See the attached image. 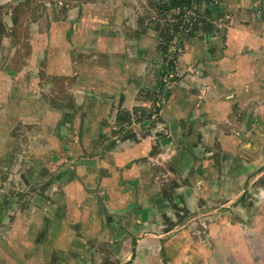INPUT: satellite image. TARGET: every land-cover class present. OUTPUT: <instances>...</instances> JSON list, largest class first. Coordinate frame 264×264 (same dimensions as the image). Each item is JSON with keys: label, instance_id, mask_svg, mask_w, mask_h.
<instances>
[{"label": "rangeland", "instance_id": "374dc122", "mask_svg": "<svg viewBox=\"0 0 264 264\" xmlns=\"http://www.w3.org/2000/svg\"><path fill=\"white\" fill-rule=\"evenodd\" d=\"M166 2L0 1V264H146L97 240L124 232L109 186L175 208L143 259L177 238L200 264H264V0H199L184 20ZM171 259L154 263L195 260Z\"/></svg>", "mask_w": 264, "mask_h": 264}, {"label": "crops", "instance_id": "0c3cea01", "mask_svg": "<svg viewBox=\"0 0 264 264\" xmlns=\"http://www.w3.org/2000/svg\"><path fill=\"white\" fill-rule=\"evenodd\" d=\"M0 1L2 2V0H0ZM246 69L248 70V68H246ZM5 84L6 83L4 82L2 77H0V114L3 113V108L6 107L5 103L7 102V100L4 96V93L2 91V88L4 87ZM247 97H248V95H246V98ZM242 100H244V99H241L240 102ZM206 116L209 118L212 115L206 113ZM214 120H216V119L214 118ZM3 126L4 125L2 124L1 134L4 132ZM5 132H6V130H5ZM0 147H2L1 142H0ZM135 150L140 151V149H135ZM166 156H167V154L165 156H163V159ZM123 163H125V162H123ZM137 171L139 172L140 170L137 169ZM126 172H125V174H126ZM207 176H209V175L206 174V177ZM96 180L99 181V177H97ZM135 180H136V182H138V177ZM101 181H103L104 183H107L106 179L101 178ZM108 182H111L110 179L108 180ZM198 182H200V185L202 186V188L198 184L195 189L193 188L194 191H192V193H191L192 196L193 197H198V196L200 197V195L203 193V194H205V196L209 197V193L212 192L210 189V184H211L210 180H206V178H205V179L200 180V181L198 180L197 183ZM202 182H204V183H202ZM108 185H110V183ZM69 187H73V186L69 185ZM109 189H110V196L112 199V203L116 204V202H117V204L125 205V206L119 208L117 211H115L120 216L124 215L123 216L124 218H122V220H121V228L124 230V232L123 231L121 232L119 230V232L115 233V235H112L114 237L112 239L105 237V234H103V232H101L102 236L97 238V240L102 241V242L110 241V243H108V246H110L112 248V250H114V251H112L111 255L115 260L120 259L121 255H122V256H125L124 258L127 260H131L132 258H134L136 261H143L146 264L147 263L155 264L154 262L156 261V259L158 257L159 258L167 257L169 259H171V258L173 259V257H175V255H179L181 257L187 256V257H190L192 259H195L192 264H200L201 259L199 260V256H200L199 251H193L194 254L188 255V254L184 253V250L182 248H180L181 246H186L189 244H195L194 241H190V242L187 240L179 241L177 238L176 239L171 238L169 240L163 241V252L165 254L161 253L158 255V253H155L157 251L154 250V248H152V245H149V244L145 245L146 247L147 246L149 247L148 248L149 252H147V251L144 252V253H146V252L147 253L144 255L145 258L143 259L142 253H140V252H141V249L143 250L144 246L142 244H144V243H142L143 240H141V238L150 235L149 232L155 231V229H152V228L154 226L155 227L158 226V224H156V223L158 221H160L159 220L160 217H158V215L160 213H166L167 214L166 217H169L172 215L171 211L174 210L175 208H173L172 210L168 209L167 207H165L166 205L164 202L162 203L163 207L162 206L161 207H155L150 203V198H151L150 195L145 196V195H143V193L141 191H139V195L141 196V200L137 201L136 198L133 196V199L130 202L129 201V198L131 197L130 193H125L124 191H119V189H117V190H115V192L118 194L113 195L112 194L113 187L109 186ZM67 191H70V190H67ZM67 195H69V194L65 193L64 197H66ZM155 198L156 197L153 196L154 202L161 204V202H156L157 200ZM147 199H149V202ZM62 203H63V201H62ZM177 204H178V201L175 198V205H177ZM97 224H99L100 230L98 229L96 231V233H98V232L100 233V231L103 229V227L101 226L100 223H97ZM176 226H177V224L173 228H171V230H169L168 232H163L164 230L162 228V225H160L159 230H161V232H163V234H168L169 232H172V230H174L176 228ZM141 231H145V232L148 231V233L144 234V236H141V233H140ZM160 246H161V244H160ZM119 247H120V250H119Z\"/></svg>", "mask_w": 264, "mask_h": 264}, {"label": "trees", "instance_id": "16d2710c", "mask_svg": "<svg viewBox=\"0 0 264 264\" xmlns=\"http://www.w3.org/2000/svg\"><path fill=\"white\" fill-rule=\"evenodd\" d=\"M169 2H166L164 3V5H162V9L164 12H171L172 10L173 11H177L176 13V17L181 19L182 17H185L186 14L193 9V6L198 3L199 0H168ZM209 11V9L207 8L206 10V13L207 14ZM175 15V14H174ZM182 20H184V18H182ZM183 22H186L185 26H187L189 28V32L187 34V36H191L193 35V32H195L196 30H198L199 28V25L197 26L198 23H196L194 26L191 24V21L190 20H186L183 21ZM204 22V21H203ZM204 25H205V22H204ZM184 26V25H183ZM182 26V27H183ZM210 24H206V26L203 28L201 26V28L203 29H206V31H208ZM192 30V31H191ZM176 31H178V28L176 29ZM180 31V29H179ZM174 35L173 33H169L168 31L166 32H161L160 33V36L161 38L165 41V46L163 45V51L162 52V55H163V60H165L166 62V67L164 66V68L162 67L161 68V71L159 72L161 75L165 74V72L168 71V69L170 68H173L174 67V57L173 56H170L168 54V51H167V44L171 42V40H173L174 38ZM163 66V65H162Z\"/></svg>", "mask_w": 264, "mask_h": 264}]
</instances>
